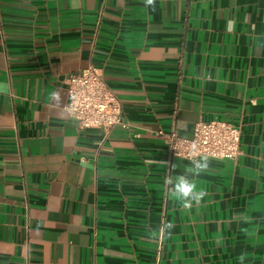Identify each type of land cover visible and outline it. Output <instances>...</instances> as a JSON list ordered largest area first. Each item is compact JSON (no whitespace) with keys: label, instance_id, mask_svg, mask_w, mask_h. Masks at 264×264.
Wrapping results in <instances>:
<instances>
[{"label":"crops","instance_id":"crops-1","mask_svg":"<svg viewBox=\"0 0 264 264\" xmlns=\"http://www.w3.org/2000/svg\"><path fill=\"white\" fill-rule=\"evenodd\" d=\"M0 14V264H264V0H0ZM89 64L130 124L106 139L66 109L67 76ZM213 119L241 128V154L190 174L156 131L191 138ZM178 175L205 193L191 208L165 184Z\"/></svg>","mask_w":264,"mask_h":264},{"label":"built area","instance_id":"built-area-1","mask_svg":"<svg viewBox=\"0 0 264 264\" xmlns=\"http://www.w3.org/2000/svg\"><path fill=\"white\" fill-rule=\"evenodd\" d=\"M0 30L2 17L0 14ZM69 102L66 109L80 130L101 129L106 139L117 126L129 127L122 104L107 84L103 70L89 64L66 78ZM156 134L163 138L172 157L196 160L201 156L236 159L241 154V128L222 119L199 120L191 138L180 136L175 128H162ZM103 141L99 143L103 148Z\"/></svg>","mask_w":264,"mask_h":264},{"label":"clouds","instance_id":"clouds-1","mask_svg":"<svg viewBox=\"0 0 264 264\" xmlns=\"http://www.w3.org/2000/svg\"><path fill=\"white\" fill-rule=\"evenodd\" d=\"M147 6H153L155 0H145ZM8 91V85L6 83H0V93L6 94ZM56 96V94H53ZM210 169V162L207 157L200 160L192 161V168L190 174L199 175L202 172H206ZM165 184L170 185L169 194L171 197L179 200L184 208H191L192 202L199 203L205 193L203 191L196 190V184L189 175H178L175 178L168 176L165 178ZM174 227L171 223H164L163 227L159 230V235L163 236L165 232L170 235V229ZM157 233H150V236L155 238Z\"/></svg>","mask_w":264,"mask_h":264}]
</instances>
